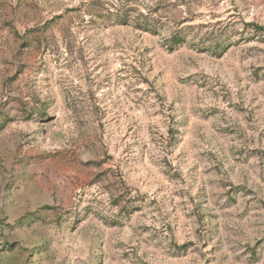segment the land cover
<instances>
[{
  "label": "rangeland",
  "instance_id": "374dc122",
  "mask_svg": "<svg viewBox=\"0 0 264 264\" xmlns=\"http://www.w3.org/2000/svg\"><path fill=\"white\" fill-rule=\"evenodd\" d=\"M0 264H264V0H0Z\"/></svg>",
  "mask_w": 264,
  "mask_h": 264
}]
</instances>
